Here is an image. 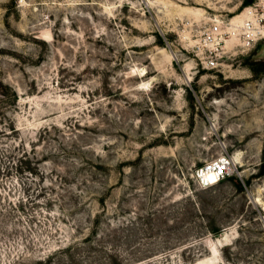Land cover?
Wrapping results in <instances>:
<instances>
[{"label": "rangeland", "instance_id": "rangeland-1", "mask_svg": "<svg viewBox=\"0 0 264 264\" xmlns=\"http://www.w3.org/2000/svg\"><path fill=\"white\" fill-rule=\"evenodd\" d=\"M260 1L0 0V264H264Z\"/></svg>", "mask_w": 264, "mask_h": 264}, {"label": "built area", "instance_id": "built-area-1", "mask_svg": "<svg viewBox=\"0 0 264 264\" xmlns=\"http://www.w3.org/2000/svg\"><path fill=\"white\" fill-rule=\"evenodd\" d=\"M261 3H255L250 7V11L246 20L242 23L243 37L245 42L251 44L264 36V0ZM261 4L262 11H259V5ZM263 4V5H262ZM244 18V19H245ZM208 64L213 67L216 65L214 59L210 60ZM213 172L217 176V181L231 176L234 173L233 165L230 158L227 155L219 157L215 160L204 163L201 167H198L195 171V176L203 186L212 185L210 181L205 178V174Z\"/></svg>", "mask_w": 264, "mask_h": 264}, {"label": "bare ground", "instance_id": "bare-ground-1", "mask_svg": "<svg viewBox=\"0 0 264 264\" xmlns=\"http://www.w3.org/2000/svg\"><path fill=\"white\" fill-rule=\"evenodd\" d=\"M249 11H250V7L247 10H245L243 13H241L240 16L235 17L234 21H232V23L234 24L235 27L243 23L244 18L248 16ZM205 178L208 181H210L211 184H214L217 181V176L213 172L206 173Z\"/></svg>", "mask_w": 264, "mask_h": 264}, {"label": "trees", "instance_id": "trees-1", "mask_svg": "<svg viewBox=\"0 0 264 264\" xmlns=\"http://www.w3.org/2000/svg\"><path fill=\"white\" fill-rule=\"evenodd\" d=\"M242 186V185H241Z\"/></svg>", "mask_w": 264, "mask_h": 264}]
</instances>
